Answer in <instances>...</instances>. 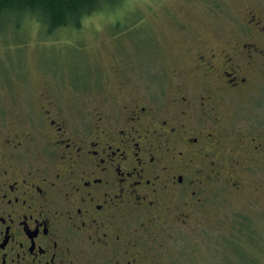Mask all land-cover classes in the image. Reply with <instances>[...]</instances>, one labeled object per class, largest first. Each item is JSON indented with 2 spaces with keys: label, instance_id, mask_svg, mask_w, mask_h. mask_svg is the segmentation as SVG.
<instances>
[{
  "label": "flooded vegetation",
  "instance_id": "af4514ba",
  "mask_svg": "<svg viewBox=\"0 0 264 264\" xmlns=\"http://www.w3.org/2000/svg\"><path fill=\"white\" fill-rule=\"evenodd\" d=\"M248 15L246 41L188 49V68L176 58L117 109L75 124L46 95L37 128L1 139L0 264H178V227L264 164L263 105L243 125L233 110L264 76V21Z\"/></svg>",
  "mask_w": 264,
  "mask_h": 264
},
{
  "label": "rangeland",
  "instance_id": "374dc122",
  "mask_svg": "<svg viewBox=\"0 0 264 264\" xmlns=\"http://www.w3.org/2000/svg\"><path fill=\"white\" fill-rule=\"evenodd\" d=\"M248 12L264 21V0H123L84 18L79 28L52 34L29 17L6 22L0 26V141L19 127L37 128L46 95L75 124L98 108L117 109L120 94L139 95L151 73L167 79L176 58L188 68V49L216 48L240 33L247 39L241 25ZM249 82L233 109L242 125L262 105L264 119V76ZM255 165L239 173V190L210 191L196 218L178 227V241L170 244L178 264H264V164Z\"/></svg>",
  "mask_w": 264,
  "mask_h": 264
},
{
  "label": "trees",
  "instance_id": "16d2710c",
  "mask_svg": "<svg viewBox=\"0 0 264 264\" xmlns=\"http://www.w3.org/2000/svg\"><path fill=\"white\" fill-rule=\"evenodd\" d=\"M122 1L0 0V26L6 22L18 25L22 18L29 17L36 20L47 34H52L60 28H79L84 18L105 7L118 6Z\"/></svg>",
  "mask_w": 264,
  "mask_h": 264
}]
</instances>
